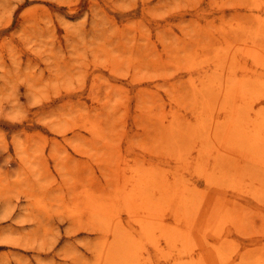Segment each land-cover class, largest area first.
<instances>
[{
  "label": "rangeland",
  "instance_id": "374dc122",
  "mask_svg": "<svg viewBox=\"0 0 264 264\" xmlns=\"http://www.w3.org/2000/svg\"><path fill=\"white\" fill-rule=\"evenodd\" d=\"M0 264H264V0H0Z\"/></svg>",
  "mask_w": 264,
  "mask_h": 264
}]
</instances>
